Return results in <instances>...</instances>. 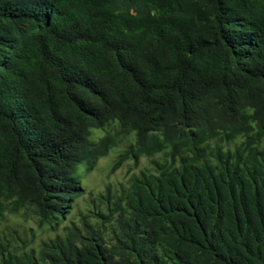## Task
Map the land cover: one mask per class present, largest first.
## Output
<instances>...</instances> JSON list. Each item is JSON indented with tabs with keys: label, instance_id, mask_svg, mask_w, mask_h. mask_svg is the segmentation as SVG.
I'll list each match as a JSON object with an SVG mask.
<instances>
[{
	"label": "trees",
	"instance_id": "obj_1",
	"mask_svg": "<svg viewBox=\"0 0 264 264\" xmlns=\"http://www.w3.org/2000/svg\"><path fill=\"white\" fill-rule=\"evenodd\" d=\"M113 122L121 159H168L107 233L0 241V264H264V0H0V220L58 225Z\"/></svg>",
	"mask_w": 264,
	"mask_h": 264
},
{
	"label": "rangeland",
	"instance_id": "obj_2",
	"mask_svg": "<svg viewBox=\"0 0 264 264\" xmlns=\"http://www.w3.org/2000/svg\"><path fill=\"white\" fill-rule=\"evenodd\" d=\"M107 134L115 136L116 143L83 172L81 194L63 220L53 228L38 229L31 209L7 211L0 220V241H7L18 250L29 249L37 254L45 241L58 235L65 237L70 231L86 234L91 229L101 228L103 233H107V228L120 213L114 209L115 202L129 193L135 179L155 172L168 159L165 152L121 159L134 143L135 133L123 131L119 122H113L104 128L92 129L90 139L97 142ZM242 140H233L230 147H235Z\"/></svg>",
	"mask_w": 264,
	"mask_h": 264
}]
</instances>
